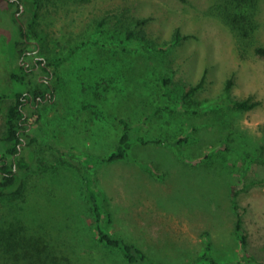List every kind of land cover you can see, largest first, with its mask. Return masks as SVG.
Instances as JSON below:
<instances>
[{"label":"rangeland","instance_id":"obj_1","mask_svg":"<svg viewBox=\"0 0 264 264\" xmlns=\"http://www.w3.org/2000/svg\"><path fill=\"white\" fill-rule=\"evenodd\" d=\"M12 1L0 2V93L12 88L20 24L44 36L26 57L31 63L34 55L52 63L83 41L92 44L93 55H77L74 67L71 56L62 60L56 95L39 106L41 126L57 137L38 131L39 145L26 149L32 163L23 171L26 191L0 203L1 228L12 236L16 226H24L30 256L0 264H128L117 248L98 241L84 172L106 195L111 231L169 264H191L203 252L205 232L218 260L241 258L232 202L238 189L247 250L264 261V57L240 46L236 32L213 13L215 0ZM257 12L254 40L264 45V0ZM123 16L130 23L145 20L144 41L166 50L108 47L124 38ZM105 17L111 27L96 31ZM165 74L169 91L162 85ZM229 78L231 96L259 104L234 107L226 98ZM13 101L0 99V133ZM158 104L162 108L147 120ZM121 116H130L148 142L134 143L129 158L106 161ZM13 206L20 208L10 223L3 212ZM2 243L10 247L5 238Z\"/></svg>","mask_w":264,"mask_h":264},{"label":"trees","instance_id":"obj_2","mask_svg":"<svg viewBox=\"0 0 264 264\" xmlns=\"http://www.w3.org/2000/svg\"><path fill=\"white\" fill-rule=\"evenodd\" d=\"M3 0H0L2 2ZM9 4H13L12 0H7ZM259 0H215L212 8L222 20H224L237 34L238 42L245 51L253 50L255 54L264 57V45L258 44L254 39L257 29L259 27L257 21V7ZM21 9V6H20ZM17 18V16H15ZM109 18L105 17L96 23V31H104L105 26L108 29ZM119 23L123 27L121 34L124 38L120 41L106 43L110 48H118L122 51L132 50L133 52L151 53L154 51H165L167 46L161 44H151L144 41L146 39V21L139 19L136 22H127L125 16L119 18ZM19 32L21 39L18 38L13 43L16 56L12 59L11 64L13 68L10 72L9 79L12 88L8 92L0 93V99L11 97L14 101L8 107V117L5 122V128L0 133V203L6 199L18 198L27 189V181L23 176L24 170L32 168V163L27 156L26 149L31 145H39L42 134H48L53 138L57 137L51 129L41 126L43 115L39 108L45 100H53L58 89L59 82L62 80V71L59 66L62 60L71 56L74 64L78 56L93 55L91 52L93 46L88 42L73 43L67 53L62 57L53 60L51 63L46 60V66L40 63V68H35V63L32 62L28 66L21 62V58H26L31 55L28 51L37 50L40 42L44 36L39 31L33 28L31 31H26L23 24H20ZM113 35H115L113 31ZM118 35V33H117ZM116 36V35H115ZM142 39H139V38ZM178 37V36H177ZM179 38V37H178ZM87 52V53H85ZM99 52V50H97ZM100 58L98 54H95ZM18 60V61H17ZM106 61V60H105ZM17 63V64H16ZM116 63V62H107ZM120 67V64L117 63ZM55 65V70L51 72L47 69ZM51 69V68H50ZM73 72V69H72ZM75 72V71H74ZM52 74L50 83L44 80L42 74ZM55 81V84L52 83ZM170 77L166 74L162 76V85L166 91H169ZM233 86V78H229L226 82V98L234 105V107L249 110L256 107L259 102L254 101L252 97L247 99H240L231 96ZM196 92V87L191 88L185 95L188 100ZM50 93L51 96L47 97ZM33 100H30L31 96ZM39 101V104H38ZM85 102V101H83ZM162 108L161 105H156L153 111L147 116L149 120L156 112ZM120 133L118 140L113 147V151L106 157V161H118L130 157L132 145L136 142L147 143L143 135L139 133V125L132 122L130 116H121ZM187 137L177 140L176 143L186 141ZM63 145V144H62ZM82 179L86 189V195L91 204L92 219L95 226L97 238L100 244L108 247L117 248L126 259L128 264H169L166 260L157 258L142 246L128 240L125 236L113 232L110 226L114 223L112 211L107 203L106 195L101 189L93 185L92 178L86 172L83 173ZM240 194L238 189L233 190L232 202L236 212V221L234 231L236 237L241 243L243 254L238 261H220L213 255V241L209 232L204 233V249L191 264H264V261L247 250L248 235L244 228V217L238 200L236 199ZM20 207L13 206L3 214L6 220L13 222L9 216L11 213L19 211ZM4 224V223H3ZM1 228V226H0ZM24 226H16L13 229V235H9V230L0 229V246L2 241L8 240L10 247H0V260H5L10 263V260L21 262L29 260L30 251L26 247L24 235L22 230ZM6 244V243H4ZM16 253V254H15Z\"/></svg>","mask_w":264,"mask_h":264},{"label":"flooded vegetation","instance_id":"obj_3","mask_svg":"<svg viewBox=\"0 0 264 264\" xmlns=\"http://www.w3.org/2000/svg\"><path fill=\"white\" fill-rule=\"evenodd\" d=\"M34 52H36V50H33V51H28V53L27 54H29V55H32V53H34ZM21 62H24L25 63V65L26 66H28L29 64H31V61L30 60H28V59H26V58H21ZM32 62H34L35 63V68L36 69H39L40 68V63L42 64V65H44V66H46V60L43 58H40V57H38V55H34L33 56V60H32ZM50 72H51V69L50 68H47ZM41 76H43L44 77V80L46 81V82H48V83H50V80H51V78H52V74L51 75H48V74H42ZM51 96V94L50 93H48L47 94V97H50ZM34 99V96L32 95L31 97H30V100H33ZM38 104H39V101H38Z\"/></svg>","mask_w":264,"mask_h":264}]
</instances>
